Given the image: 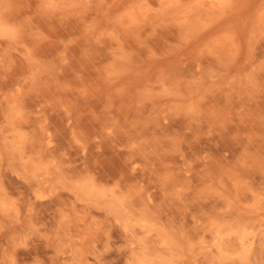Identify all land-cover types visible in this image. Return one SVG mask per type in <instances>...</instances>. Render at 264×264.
<instances>
[{"label": "rangeland", "instance_id": "obj_1", "mask_svg": "<svg viewBox=\"0 0 264 264\" xmlns=\"http://www.w3.org/2000/svg\"><path fill=\"white\" fill-rule=\"evenodd\" d=\"M0 264H264V0H0Z\"/></svg>", "mask_w": 264, "mask_h": 264}]
</instances>
